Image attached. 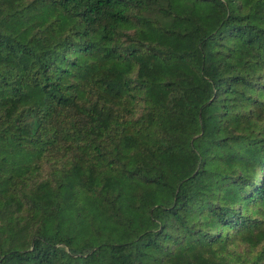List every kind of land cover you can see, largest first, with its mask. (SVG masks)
I'll use <instances>...</instances> for the list:
<instances>
[{
	"label": "trees",
	"instance_id": "obj_1",
	"mask_svg": "<svg viewBox=\"0 0 264 264\" xmlns=\"http://www.w3.org/2000/svg\"><path fill=\"white\" fill-rule=\"evenodd\" d=\"M0 264H264V0H0Z\"/></svg>",
	"mask_w": 264,
	"mask_h": 264
}]
</instances>
